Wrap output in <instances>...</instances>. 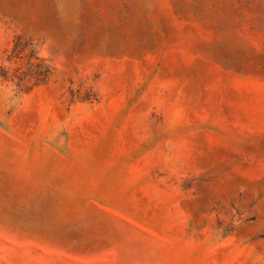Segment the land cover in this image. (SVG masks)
<instances>
[{"label": "rangeland", "instance_id": "rangeland-1", "mask_svg": "<svg viewBox=\"0 0 264 264\" xmlns=\"http://www.w3.org/2000/svg\"><path fill=\"white\" fill-rule=\"evenodd\" d=\"M0 264H264V0H0Z\"/></svg>", "mask_w": 264, "mask_h": 264}]
</instances>
